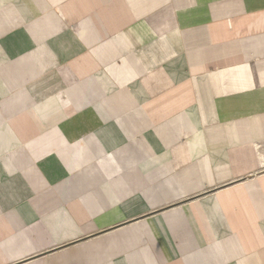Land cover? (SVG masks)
Instances as JSON below:
<instances>
[{
	"label": "crops",
	"instance_id": "1",
	"mask_svg": "<svg viewBox=\"0 0 264 264\" xmlns=\"http://www.w3.org/2000/svg\"><path fill=\"white\" fill-rule=\"evenodd\" d=\"M0 264H264V0H0Z\"/></svg>",
	"mask_w": 264,
	"mask_h": 264
}]
</instances>
